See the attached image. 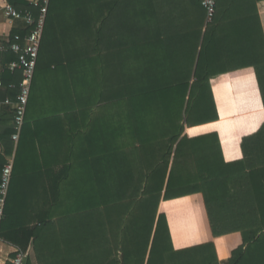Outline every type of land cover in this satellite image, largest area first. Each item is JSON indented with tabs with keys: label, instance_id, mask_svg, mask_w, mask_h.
I'll return each mask as SVG.
<instances>
[{
	"label": "trees",
	"instance_id": "obj_1",
	"mask_svg": "<svg viewBox=\"0 0 264 264\" xmlns=\"http://www.w3.org/2000/svg\"><path fill=\"white\" fill-rule=\"evenodd\" d=\"M12 3L38 20L40 5ZM263 8L264 0H217L205 26L199 0H50L3 240L25 252L31 245L36 263L27 264H264V124L243 138L234 162L218 133L185 134L219 121L221 108L236 115L233 70L254 69L264 105ZM18 59L7 52L0 63ZM22 80V70L6 71L0 100L16 102ZM42 100L47 116L36 119ZM0 115L1 178L15 112ZM32 123L69 147L26 151ZM63 163L70 196L55 183L57 196L33 215L23 195ZM195 195L213 238L241 234L230 258L219 260L212 242L174 249L161 203Z\"/></svg>",
	"mask_w": 264,
	"mask_h": 264
},
{
	"label": "crops",
	"instance_id": "obj_2",
	"mask_svg": "<svg viewBox=\"0 0 264 264\" xmlns=\"http://www.w3.org/2000/svg\"><path fill=\"white\" fill-rule=\"evenodd\" d=\"M7 1L14 7L12 0ZM27 1L36 6L34 3H32L35 0ZM4 6L5 0H0V41L7 40V36L28 34L30 30L29 20L27 18L15 20L8 18L3 11ZM260 15L262 19H264V8L260 10ZM8 64L9 63H0V68L4 70L2 73V78L4 73L8 71ZM227 76L231 88L236 115L233 117L227 116L224 113L223 108H221V118L219 121L207 125L189 127L186 129L185 133H187V136L190 138L212 132L218 133L225 161L234 162L240 160L243 156L241 151V143L243 138L256 133L264 124V105L262 102L256 74L252 67L233 70L229 72ZM0 92H5V88H0ZM223 98L224 97L218 96L217 94V100L220 105ZM43 99L49 100L46 97L44 98V96ZM47 100L46 102L42 100L43 103L41 104L39 102V108L36 109L40 110V112L37 110L33 111L36 119H39L47 114ZM15 103L16 102L12 101V99L9 97L0 100V114L13 112L15 110ZM43 130L44 128L40 130L37 124L35 125L32 123L31 130L29 129L25 132L28 140H25L23 143V148L25 147L24 149L26 151L41 152V150H52L57 148L66 149L69 147V145H64V143L62 145H56L52 136H47ZM21 136L20 139L22 140L23 130ZM18 144L14 146L13 154L11 156H6L7 163L13 161V165L15 164V156ZM63 145L64 148H62ZM0 154H4V148L0 149ZM64 166V163L63 165L55 166L51 175L47 177L45 172L40 173L43 177L41 179L35 180L36 186L34 189L30 192H25L28 193L26 196L23 195L22 198L26 197L32 200L33 215H36L44 210V199L57 196L56 192L58 191L55 190V183L60 181L63 184V189L60 191L63 200H66L70 196V191L67 188V184L70 182V176L59 175V172H61ZM160 210L167 216L175 250H183L192 246H198L212 242L215 246L219 260H226L231 257L232 252L236 248L242 245V237L239 233L213 238L207 212L201 195L162 202ZM7 243L11 244L9 242ZM11 245L15 246L13 244ZM3 250L7 251L8 248L6 250L3 248ZM29 250H32L33 252L31 245L26 252L29 253Z\"/></svg>",
	"mask_w": 264,
	"mask_h": 264
},
{
	"label": "built area",
	"instance_id": "obj_3",
	"mask_svg": "<svg viewBox=\"0 0 264 264\" xmlns=\"http://www.w3.org/2000/svg\"><path fill=\"white\" fill-rule=\"evenodd\" d=\"M199 1L201 2L206 14L205 26L212 24L217 12V0ZM49 2L50 0H42V7L38 20L33 19L30 14L23 16L7 0H5V6L3 7L4 13L10 19L15 20L27 18L29 20L30 28L28 34L7 36V40L0 41L1 57L7 52H13L19 56L17 61H12L8 64L7 69L11 72H14L18 69L23 71V80L20 84V93L17 96L14 110L15 131L12 135V140L15 145H17L20 140L25 123V116L31 94L33 79L37 68ZM32 3H34L36 6L39 5L38 0L33 1ZM3 71L4 70L0 68V88L3 87ZM13 168V161L8 162L3 168L0 178V264H27L29 257L28 253L19 247L8 244L1 236L2 224L5 219L6 203L13 179ZM3 245H7V251L3 250Z\"/></svg>",
	"mask_w": 264,
	"mask_h": 264
},
{
	"label": "rangeland",
	"instance_id": "obj_4",
	"mask_svg": "<svg viewBox=\"0 0 264 264\" xmlns=\"http://www.w3.org/2000/svg\"><path fill=\"white\" fill-rule=\"evenodd\" d=\"M36 1V0H35ZM39 1V5L42 7V0H38ZM187 128H189V127H187ZM186 128V129H187ZM185 132H186V130H185ZM186 135H187V133H185ZM113 236V235H112ZM114 243H116V241L114 240ZM7 245H3V248L6 250L7 248ZM28 251V250H27ZM27 253V252H26ZM29 256H30V259H31V261H33V262H35L36 263V260H35V257H34V252H32V250H29ZM119 257H121V255H119Z\"/></svg>",
	"mask_w": 264,
	"mask_h": 264
}]
</instances>
